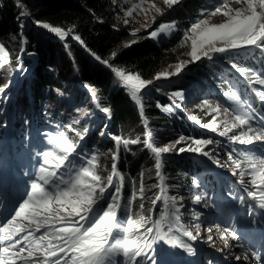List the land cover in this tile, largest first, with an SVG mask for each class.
Here are the masks:
<instances>
[{"label": "snow or ice", "instance_id": "6c2138e0", "mask_svg": "<svg viewBox=\"0 0 264 264\" xmlns=\"http://www.w3.org/2000/svg\"><path fill=\"white\" fill-rule=\"evenodd\" d=\"M181 2L182 0H162L168 9ZM129 3L131 7L124 10V16L118 17L124 25L129 23V18L133 17L134 13L144 12L147 17L148 12L154 10L157 15H163L162 9L154 0H140L139 3L123 0V4L118 3V0H112L113 5L121 8ZM145 3L148 4L147 9L143 7ZM17 7L21 9L19 18L29 15L24 11L22 3H18ZM217 15L223 19L218 23L211 22V17ZM152 19L155 22V16ZM35 23L60 40H65L73 30L70 28L66 31L40 21ZM23 26L21 23L20 27ZM147 27L146 22L145 28ZM175 28L174 21L161 23L157 29L149 33V36L157 38L161 34H171ZM73 39L83 43L78 35L73 36ZM125 46L128 47L130 44ZM179 47L188 48L183 55L190 59L178 62L171 71L157 73L155 80L177 76L189 63L200 61L202 58L211 61L216 54L239 53L243 50L245 53L259 52L264 55V0H213L212 7L202 9L200 18L185 31ZM23 51L21 48V52ZM92 55L110 68L130 99L138 106L146 129L145 138L141 141L111 137L114 141V150H109L111 170L105 178L97 172L99 159L96 154L84 159L82 164H75L73 158L80 157L77 144L63 132L47 133L46 143L49 147L36 154L41 159L25 198L16 207L11 218L0 224V264H117V256L123 257V264H139L137 258L146 256L145 247L150 248L155 241H163L194 254L192 245L186 243L182 237L189 241L197 240L200 224L194 225L196 229L194 234L183 223L181 198L169 195L170 185L166 183V177L162 172L163 157L172 152L199 154L212 160L219 167L227 166L233 176L239 177L240 184L248 185L245 187L248 196L257 201L259 208L264 209V152L257 154L254 151L257 143L264 145V115L258 113L247 98L235 90H229L224 93L230 102L227 107L220 103L213 104L209 100L203 101V106L215 114L210 123L201 124L195 116L188 117L196 125L213 133L218 132L220 137H227L231 144L243 146L231 148L227 153V162L222 164L214 155L215 149L209 148L220 144V141L211 137L181 136L168 144L157 145L148 126V119L144 116L142 94L143 89L152 81L144 80L139 73H130L114 67L95 53ZM116 55L117 53H112L113 57ZM8 63L9 52L4 44H0V68H4ZM229 63L252 86L255 96L264 102V72L258 73L240 66L233 60ZM6 87L7 85L0 87V92ZM88 90L95 100V92L91 87H88ZM177 98L182 100L183 93L176 91L169 95V99L176 107ZM173 105L157 103V107L165 113H171ZM96 107L105 114L110 113L108 108L101 107L99 103ZM217 117L222 119L218 122ZM221 124L223 130H219ZM69 128L75 131L71 126ZM230 132L233 133L231 136ZM76 136L80 140L83 139L79 132ZM141 143L154 161L155 177L159 183L152 185L157 191L153 193L154 198H151L148 215L141 212L134 218L131 211L133 202L138 197L142 201L149 198L145 194L146 186L143 181L145 173L141 172L138 192L133 191L127 203L122 204L124 176L118 169V161L122 149L128 151L130 145ZM192 183L194 188L199 187L196 180ZM204 196V193L195 194L193 203L199 204ZM158 205L159 214L153 218ZM144 207L142 202L139 208L143 210ZM193 217L199 219L196 213H193ZM207 231L211 232L212 228L209 227ZM229 238L239 240L234 230L223 229L221 239L224 248L230 246ZM208 240L211 241L212 237L209 236ZM252 255L257 261L261 260L256 253L253 252ZM236 259L240 260L241 257L237 256ZM152 264H155L154 260Z\"/></svg>", "mask_w": 264, "mask_h": 264}, {"label": "trees", "instance_id": "16d2710c", "mask_svg": "<svg viewBox=\"0 0 264 264\" xmlns=\"http://www.w3.org/2000/svg\"><path fill=\"white\" fill-rule=\"evenodd\" d=\"M205 2L206 0H183L173 13L159 19L154 26L157 27L161 21L173 18L178 19L179 23L178 30L171 38L157 42L149 36L148 31L133 35L130 30L116 25L112 0H24L35 21L48 23L50 26H74L73 32L80 36L83 41L81 43L60 40L37 25L21 28L24 17L19 18L21 9L17 4L22 1L0 0V43L4 44L9 52V63L0 68V87L7 85L9 88L12 85L11 82L19 74L20 66L31 67L25 75L23 88L19 92H14L15 89L12 88L16 102L13 101L10 113L6 110L8 117L16 124L18 148L27 143L23 137L29 131L44 130L53 122H57L75 143L84 145L86 150L98 156L97 172L106 178L111 170L109 150H114L111 137L142 141L146 129L136 103L130 99L110 68L96 60L92 53L114 67L130 73H139L144 80L154 81L156 74L163 70L175 54L182 32L200 15ZM125 41L136 42L122 47ZM21 48L24 49L23 52ZM114 52L117 53L115 57L112 56ZM217 58L204 60L195 70L186 69L184 82L176 83L170 88L162 86L160 81H155L154 87L157 90L152 94L144 93L143 104L144 116L148 119V126L157 145L168 144L181 136L211 137L220 141V144L209 148H214L225 164L229 147L241 148V145L224 142L223 139L227 137H220L218 133L202 128L188 118L195 116L201 124L211 122L213 116L203 106L205 99L195 92L189 98H177L175 103L178 107L169 99V95L176 90L188 86L194 89L198 84L206 82L211 83L216 96L223 99L228 83L239 81L234 72L228 73L227 82L219 77V73L226 69L223 63H229L230 60L256 72H264V55L259 52L247 53L244 56L241 52L221 53ZM86 86L95 92V100ZM239 87L243 91L249 90L247 83H241ZM198 92L199 90L197 94ZM97 103L108 108L110 113L101 112L96 107ZM157 103L173 105V111L165 113L157 107ZM87 109L95 114L94 122L85 117ZM69 126L75 131L70 130ZM8 130L9 122L5 120L0 125V139ZM77 132L83 136L82 140L76 136ZM118 169L124 176L122 204L127 203L133 191L138 192L141 172L145 173V194L149 198L142 201L138 197L133 202L131 211L134 218L141 212L148 215L151 198H154L153 193L157 191L152 185L159 183L155 177L154 161L150 153L143 148L142 143L130 145L128 151L121 150ZM162 172L166 183L170 185L169 195L182 197L189 194L195 176L204 172L207 181H212L214 189H219L216 175L211 171L206 172L204 161L188 152L175 156L165 154ZM142 202L145 205L143 210L139 208ZM199 210L197 208V212ZM158 214L159 205L153 213V218Z\"/></svg>", "mask_w": 264, "mask_h": 264}, {"label": "rangeland", "instance_id": "374dc122", "mask_svg": "<svg viewBox=\"0 0 264 264\" xmlns=\"http://www.w3.org/2000/svg\"><path fill=\"white\" fill-rule=\"evenodd\" d=\"M21 1H22V4H23L24 11L29 13L28 16L23 18L22 23H23L24 26H32L33 19H32V16L30 14V11H29V9L27 7H25L26 5H25V3H23L24 0H21ZM139 2H140V0H132V3H139ZM154 2L162 9L163 15H157L154 10H150L148 12V14H147V17L145 16L144 12L134 13L133 17L129 18V23L127 25H124L122 20L119 19L118 17H123L124 16V10H126L127 7H131V3H129L127 5H123L122 8L121 7H117L116 5H113L114 11H115V17H116L115 18L116 19L115 24L119 25L121 28L128 29V30H130L133 33H138V32H143V31L151 32V31L157 29L158 26L161 23H171V22L174 21L176 23V28L171 34H167V35L161 34L157 38H153V39L155 41L159 42L161 40H167V39L171 38L176 33V31L178 30V23H179L178 19L173 18L172 20L161 21V23L157 27L154 26V25H155V23L157 21H159V19H161L165 15L173 13L175 8L178 5L174 6L172 9H168L166 6L163 5L162 0H154ZM118 3L123 4V0H118ZM212 5H213V0H206L205 7L203 9L211 8ZM143 7L145 9H147L148 8V4L145 3L143 5ZM201 10H200V12H201ZM153 16H155V22H153V19H152ZM165 18H166V16H165ZM197 18H200V15L198 17H196L193 20V22H195V20ZM222 19H223L222 16L217 15V16L211 17V22L218 23ZM146 22H147V25H148L147 29L145 28ZM191 24L182 32L181 38L179 39V41L177 43V48H176L175 54L172 56V58L169 60V62L164 66V68H163V70L161 72H163V71H171L178 62H180L182 60H189L190 59V57H188L186 55H183L184 52L188 51V48L187 47L180 48L179 44L181 43V41L183 39L185 31L188 28H190ZM54 27H61V28H63L66 31L68 29H70V28L73 29V27H62V26H54ZM39 28L48 33V30H46V29H44L42 27H39ZM68 35L75 36L77 34L75 32H73V30H72V32L69 33ZM130 43L131 42L125 41L123 43L122 47L125 46V45H128ZM188 44H190V41L188 42ZM240 52L243 54V56L247 55V53H245L243 50L240 51ZM217 55L218 54H216L214 56L213 60H217L218 59ZM204 60H206V58H202L200 61H197V62H194V63H189L183 69V71L177 76H172L169 79H160V80H165L164 83H161V85L164 86V87H169L170 88L176 83L184 82L185 77H186V74H185L186 71L185 70L186 69L195 70V68L198 67V65L200 63L202 64L204 62ZM223 65L226 67V69H225L224 72L219 73V77H220V79H223L225 82H227L229 80L228 79V73L235 72V69H233L231 67L230 63H227V64L223 63ZM30 68L31 67L25 68L23 66H20L19 71H18L19 74L16 75L15 79L13 80V82H11L12 85L9 88L7 87V89L4 90L3 92H0V125L5 120L6 121L8 120L7 111L10 113L11 112L10 110H12V107H13V103L16 102V99L14 98V95H15L14 92L15 91L19 92L23 88V84H24L23 82H24L25 75L29 72ZM201 76H203V75H201ZM174 77H178V79L175 80V81L172 80ZM200 80H202V79L200 78ZM155 81L156 80H154L152 82H155ZM238 83H240V82H235V83L230 82V83H228L227 89L225 90V92L229 91V90L237 91L238 94L242 95V97L247 98L249 100V102L251 103L252 107H254L256 109L257 106L255 105V98L253 99L251 95H245L243 92L241 93V89L237 88ZM154 86H155V84L153 86H151V91L149 92L150 94L154 93L157 90L156 87H154ZM13 87L15 89L14 92H12V88ZM198 90H199V92L197 94ZM176 91L182 92L184 99L185 98H189L191 95L195 94V92H196V95L203 97L205 100H209L213 104L220 103V104L224 105L225 107L229 106V104H230V102L226 99L225 96H223V97H225V99H223V100L218 98L216 96L217 93H216L214 87L211 85V83H207V82L204 83V84H202V83L198 84V87L194 88V89H191V86H188L186 88H181V89L176 90ZM176 91H174V92H176ZM11 93H13V94H11ZM257 104L259 105V103H257ZM260 107H262V106H260ZM208 112H210V111L208 110ZM211 114H212V116L215 115L214 113H211ZM85 117L89 121H93V120L95 121V117L96 116H95V114L93 112H91L90 110L87 109L86 112H85ZM221 119H222V117H217V121L218 122ZM219 130H223V125L222 124L220 125ZM234 131H236V130H234ZM57 132H63L66 136L69 137V135L65 132V130L57 122H53L49 127L45 128L44 130L37 131L36 134L42 135L40 137V139L43 141L42 148H41L42 151L46 150L49 147L48 144L46 143V134L47 133H57ZM232 134L233 133L230 132L229 136H231ZM37 136L38 135H36L35 137H37ZM224 138H226V137H224ZM223 140H224V142L229 141L228 138L223 139ZM6 143H7V140H3L2 139L1 140V144H0V149L4 148ZM77 146H78L77 147V151L80 154V157L73 158V163L82 164L84 162V159L90 157L91 155H93V153L90 150H86L84 145H78L77 144ZM254 151H256L257 154H259L261 152H264V147L262 145H260V143H257L255 145ZM170 154L174 155V156L178 155V153H176V152H172ZM191 154L196 155L198 159L200 158V159H202L204 161V170L205 171L210 170V171H216L218 173L220 172L219 174H222L223 176L232 175L230 169L227 166L226 167H219L218 165L213 163L212 160H209L207 157H204V156L199 155V154H194V153H191ZM214 155L216 156V158H218L220 160V162L222 164H224L221 161L218 152H214ZM202 175H203V173L195 176V180L199 184L198 188H194L193 185H192V187L189 190V194L184 195L182 197H179V198H181L180 202L183 204V207L181 208V214H182L183 223H185V225L188 226L189 229L194 232V234H196V229L194 228V225L196 223L200 224L199 235H198L197 240L189 241L186 237H182V239L186 243H190L192 245V247L194 248V254H192V255L197 256L196 258L199 259V260H203L205 256L203 254H201V252L194 245H195L196 242L202 243V244H206V242H207V244H209L210 247L221 249L226 257H229V258H231L234 261L243 262L242 261L243 257L241 255H239V252H244V248H243L244 246L241 245L242 243H241L240 237H239V240H232L231 238H229V245L230 246L228 248H224V244H223V241L221 239V233H222L224 228L219 226V223L217 222V220L219 218H217L216 212L213 214V213H211L212 211H208L213 206H217V205L218 206H223V204H224L226 199H223V197H219L216 194L217 191L213 188L212 181L210 180V182H207L202 177ZM201 177H202V179L199 181L198 179L201 178ZM228 177H229L228 178V182H232V184H233L234 182L231 180L232 178L230 176H228ZM232 177L236 178V176H233V175H232ZM245 179L247 180L248 178L245 177ZM0 186H1L2 190H3V188L5 187V184H1ZM209 189H210V191H209ZM229 189L231 191L232 190L235 191L234 187H232V186H230ZM200 193H204L205 194V196H204L205 200L203 199L199 204L193 203V196L195 194H200ZM233 195L235 197L234 200H238L234 207H233V203H232V204H228L226 206L218 207V208H220V210L222 211L221 218L223 220H226L227 217H228V221L231 220L233 225L239 226V224H240L239 219L241 217L237 216V214L239 212L241 214H243V215L246 213V207L245 206H247V200H244V202H243V199L241 197H238L236 192L235 193L233 192ZM214 197H215V200H214ZM2 199L3 198H0V200H2ZM229 199L230 198H228L227 200H229ZM205 205H207V206H205ZM197 207L200 209L199 210L200 212L199 211L197 212ZM193 213L198 214V216H199L198 220L194 219ZM10 218H8V219H10ZM6 220L7 219L4 216V211L3 212L0 211V224H3ZM209 227L212 228L211 232L207 231V229ZM209 236L212 237L211 241L208 240ZM176 248H179V247H174V246H171L169 244H165L163 241H155V242H152L150 248L149 247H145V253L147 254L145 257H148V259H150L152 261L154 260L155 264H164L166 262H167V264H169V262L174 263V262L177 261V255L179 254L177 252ZM249 254H251V256H252L251 252ZM207 256H209L208 253H207ZM237 256L241 257V259L237 260L236 259ZM145 257L143 256V259ZM121 259H122V256H117L116 257L117 264H121V263H119V261ZM243 263H246V262H243Z\"/></svg>", "mask_w": 264, "mask_h": 264}, {"label": "water", "instance_id": "95a60500", "mask_svg": "<svg viewBox=\"0 0 264 264\" xmlns=\"http://www.w3.org/2000/svg\"><path fill=\"white\" fill-rule=\"evenodd\" d=\"M23 3H24V1H23ZM25 7H27V6H25ZM32 19H33L32 26H36V25H37V24L35 23L36 21L34 20L33 17H32ZM48 33L51 34V35H53V36H55L54 34L50 33L49 31H48ZM55 37H56V36H55ZM66 40L77 41V40L73 39V36H72V35H68V36L66 37ZM177 79H178V77H174L172 80L175 81V80H177ZM156 81H160L161 83H164L165 80H156ZM154 84H155V82H152L149 86H147L145 89H143L142 94H144V93H149V92L151 91V86H153Z\"/></svg>", "mask_w": 264, "mask_h": 264}, {"label": "bare ground", "instance_id": "6f19581e", "mask_svg": "<svg viewBox=\"0 0 264 264\" xmlns=\"http://www.w3.org/2000/svg\"><path fill=\"white\" fill-rule=\"evenodd\" d=\"M250 252L249 251H246V252H239V255H241L243 257V262H246L247 264L250 263V264H254V261L252 259V256L251 254H249ZM247 257V258H245Z\"/></svg>", "mask_w": 264, "mask_h": 264}]
</instances>
